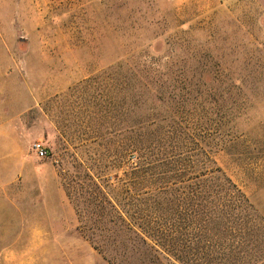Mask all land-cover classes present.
<instances>
[{"label": "rangeland", "instance_id": "rangeland-1", "mask_svg": "<svg viewBox=\"0 0 264 264\" xmlns=\"http://www.w3.org/2000/svg\"><path fill=\"white\" fill-rule=\"evenodd\" d=\"M136 132L216 161L264 247V0H0V264H146L80 229L117 227L89 200Z\"/></svg>", "mask_w": 264, "mask_h": 264}, {"label": "trees", "instance_id": "trees-1", "mask_svg": "<svg viewBox=\"0 0 264 264\" xmlns=\"http://www.w3.org/2000/svg\"><path fill=\"white\" fill-rule=\"evenodd\" d=\"M171 138L173 144L165 147L164 136L136 132L129 182L118 186L120 199L106 190L111 185L95 182L91 190L89 201L99 207L95 222L117 227L84 226L82 234L106 258L130 254L146 264H264L258 243L262 216L254 204L216 161L205 165L201 153L182 157L180 137ZM78 214L83 221L79 209Z\"/></svg>", "mask_w": 264, "mask_h": 264}, {"label": "built area", "instance_id": "built-area-1", "mask_svg": "<svg viewBox=\"0 0 264 264\" xmlns=\"http://www.w3.org/2000/svg\"><path fill=\"white\" fill-rule=\"evenodd\" d=\"M34 149L39 157H46L48 155V149L43 143L36 142Z\"/></svg>", "mask_w": 264, "mask_h": 264}]
</instances>
